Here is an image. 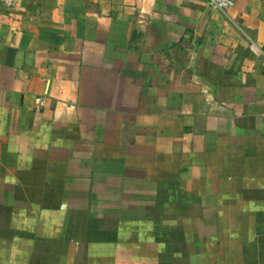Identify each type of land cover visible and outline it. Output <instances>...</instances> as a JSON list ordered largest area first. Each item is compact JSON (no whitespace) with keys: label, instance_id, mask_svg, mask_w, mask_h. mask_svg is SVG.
<instances>
[{"label":"crops","instance_id":"crops-1","mask_svg":"<svg viewBox=\"0 0 264 264\" xmlns=\"http://www.w3.org/2000/svg\"><path fill=\"white\" fill-rule=\"evenodd\" d=\"M0 264H264V0H0Z\"/></svg>","mask_w":264,"mask_h":264},{"label":"built area","instance_id":"built-area-1","mask_svg":"<svg viewBox=\"0 0 264 264\" xmlns=\"http://www.w3.org/2000/svg\"><path fill=\"white\" fill-rule=\"evenodd\" d=\"M206 3L216 10H228L234 5V0H206Z\"/></svg>","mask_w":264,"mask_h":264}]
</instances>
